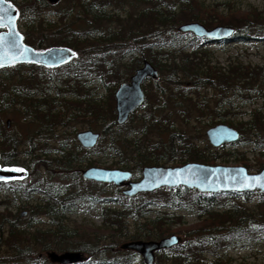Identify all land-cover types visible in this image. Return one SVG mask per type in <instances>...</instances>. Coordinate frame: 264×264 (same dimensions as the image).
Returning <instances> with one entry per match:
<instances>
[{
	"label": "trees",
	"instance_id": "obj_1",
	"mask_svg": "<svg viewBox=\"0 0 264 264\" xmlns=\"http://www.w3.org/2000/svg\"><path fill=\"white\" fill-rule=\"evenodd\" d=\"M9 1L17 9V21L23 16L29 18L24 28L20 29L24 43L35 49L66 46L71 48L75 55L58 67H44L32 62L0 67V164L25 170L23 178L0 182V264H57L50 262L41 251L36 250L38 246L42 250L54 247L59 250H79L85 257L77 264H132L135 253L117 249V242L122 234L115 233L113 225H119L121 218L131 215L139 219L151 210L148 208L151 206L194 209L197 210L198 217H205L200 224L186 228L185 237L180 243L158 252L153 264H208L202 256L204 251L216 255L220 247L232 243L234 239L237 241L264 238L262 193L252 210L231 207L232 205L216 210L221 208L219 204H222L224 199L245 193H202L184 187H161L152 192L129 197L121 193L109 196L106 191L101 194L93 193L88 187L93 183L97 186H106L107 183L83 179L88 188L83 189L80 186L81 178L77 168L94 164L81 156L80 152L95 154L101 151L99 143L105 137L107 149L121 158V168L130 170L132 178L135 179L140 177L142 166L157 165L162 159H178L177 164L187 161L209 163L214 159L191 140L185 128L175 124L171 114L181 117L186 125L193 120H201L208 111L209 104L204 97L198 96V87L207 84L217 87L221 94L220 102H216L218 106L223 100L227 103L230 101L226 93L230 86L238 85L236 79L243 74L250 78L258 72L255 70L253 73L249 66L241 69L239 65L229 69L230 75L211 66L202 70L197 61L202 54L209 53L200 47L201 43H198L199 40L194 35L178 31L177 26L186 21H199L204 22L207 27L213 26L215 22L205 15L207 9L204 8L203 2L70 0L66 6L52 11L51 17L47 18L42 14L43 10L58 3L50 4L47 0ZM126 4L131 6V10H126L123 18H120V11ZM109 5H115L118 10L109 14ZM230 14L235 15L226 20L220 19L219 22L234 28V38L248 40L264 37L263 12ZM108 22H114L116 28L104 29ZM188 46H191V49L187 50ZM129 52L140 55L132 56L127 62L131 65L127 70L128 74L139 67L143 60H147L158 70V77L148 78L153 84L151 91L147 92L143 88L145 100L138 107L143 108V113L133 121V111L127 121L119 125L115 122L113 96L109 102H103L100 98H92L94 90L82 88L84 78L89 74L107 79L114 86L126 81L128 75L121 71L119 66L123 65L120 61ZM59 68L65 80L57 79L59 71H55ZM257 69L264 77V65L258 66ZM59 82H63L66 90L59 88ZM246 83H249V80H246ZM48 84L55 88V96L44 93L43 88ZM103 85L109 87L107 83ZM66 93L77 95L78 98L66 99ZM37 95L42 97H36ZM259 96L264 103L262 91ZM12 110H18L24 118L36 122L37 128L24 135L12 129L11 125L7 126L6 121L3 122L2 114ZM66 110H72L73 117H79V112L83 111L84 115L98 120L102 125L99 139L90 148L76 143V149L72 148V145L67 146L66 139L60 140L57 149L61 156L52 158L46 142L40 143L39 139L56 136V125H65L72 118L65 115ZM252 116L251 120L241 121L239 126H235L240 132L239 140L243 139L246 132L255 130L254 133L258 136L260 130L264 131V115L260 114L259 110H253ZM228 123L232 124L230 121ZM247 123L249 127L245 126ZM134 127L139 129L135 132L137 134L132 130ZM123 128L129 130L121 134L119 130ZM148 129L166 134V140L155 145L147 142L145 145L144 139L138 135ZM24 142L25 144H22ZM23 146L25 149H22ZM154 153L158 155L154 156ZM263 165L262 163L257 169L260 170ZM74 167L76 170L66 172L68 168ZM54 176L62 182L53 180ZM35 192L47 195L43 203L32 206L22 204L17 206L14 212L8 209L9 203L17 193L29 197ZM78 199L98 202L102 207L108 201H116L124 204V208L128 210L106 211L107 208H104L110 216L105 215L103 221L110 226L100 232H79L80 238L75 240V229H68L61 224L57 215L69 209ZM23 210L27 211L25 216L20 215ZM37 214L52 216L55 228L31 230V217ZM163 215L165 213L158 212L153 218L138 220L137 225L140 226L143 238H160L170 233L168 226L164 225L166 222ZM51 237L54 239L53 244L48 240ZM138 238H141L140 235L131 237ZM66 241H70L71 245L64 248L62 244ZM166 252L170 255L167 256ZM139 264L144 263L141 261Z\"/></svg>",
	"mask_w": 264,
	"mask_h": 264
},
{
	"label": "rangeland",
	"instance_id": "obj_2",
	"mask_svg": "<svg viewBox=\"0 0 264 264\" xmlns=\"http://www.w3.org/2000/svg\"><path fill=\"white\" fill-rule=\"evenodd\" d=\"M70 0H60L56 6H52L50 8H46L43 10V15L47 18L51 17L50 13L52 11H56L58 8L66 6ZM174 1V0H172ZM203 2L204 8L207 9V13L205 14L207 17L210 16L211 19L214 20V25H226V23H220L219 20L230 16H234L235 14H230V12H263L264 13V0H198ZM11 2V1H10ZM118 8L115 5H109L107 7V11L109 14H113L117 11ZM126 10H131V6L126 4L123 9L120 11V18H123ZM239 16H243V14H239ZM29 20L28 16H23L21 19L17 21V28L23 29L26 22ZM28 23V22H27ZM204 23V22H202ZM213 25V26H214ZM105 28L114 29L116 28V24L114 22L107 23L104 26ZM197 40H199L197 38ZM198 43H201L200 47L202 49H206L209 53L208 55H201L200 59H198L199 66L202 70H207L208 67H213L217 71H221L227 75H230L232 66L239 65L242 67L249 66L252 68V72L255 70L258 73L252 74L250 78H247L245 74L236 79V86L229 87L227 90L226 96L230 99L227 103L226 100H223L221 103L220 98L221 94L218 91L217 87L212 85H204L198 87V96L204 97L205 101L209 104L208 111L201 120H193L189 125H186L185 120H182L181 117H177L176 114L172 113L171 117L175 119L176 125L181 128H185L186 133L190 136L191 140L203 148L204 152L214 159L208 164H222V165H243L249 172H257L258 167L263 163L264 164V131L260 130V134L256 136L254 133L255 130L251 132H246L247 134H243V139L237 140L235 142H230L221 146L214 147L212 146L206 138L205 130L216 123L224 122L228 125H231L235 128V126H239L241 121L251 120L252 119V111L259 110V113L264 115V103L263 99L259 96V92L262 91L264 93V77L261 75L260 70L257 69L258 66L264 65V37L259 38H251L248 40H240L236 38H232L228 41H220V42H207L203 39L199 40ZM200 48V49H201ZM191 46H188L189 50ZM140 55V54H139ZM136 53H126L122 61L123 65H120L119 68L121 71L126 73L127 80L131 74H128L127 70L131 68L129 66V62L132 56H139ZM199 55V54H198ZM142 64V63H141ZM140 64V65H141ZM128 66V67H127ZM57 79L65 80L63 75L61 74L60 68L55 72H58ZM201 75V74H200ZM85 82H83V88L87 90H94V95L92 98H100L103 102H109L110 98L114 94V90L116 86H114L107 79H100L97 75L89 74L84 78ZM126 80V81H127ZM235 80V79H234ZM246 80H249V83H246ZM104 81V82H103ZM59 88L61 90H66L63 82H59ZM103 83H107L109 87H105ZM153 84L149 80H145L142 84V87L146 89V91L152 90ZM47 88V89H45ZM43 88L44 93L48 92L51 95L55 96V88L50 84L47 87ZM111 88H113L111 90ZM36 97H42L37 95ZM64 98L66 99H77V95L66 93L64 94ZM114 98V96H113ZM264 98V97H263ZM62 100V99H61ZM219 100V104L217 106V101ZM114 105V102H113ZM68 109V108H67ZM72 109V108H71ZM82 110V108H81ZM72 110H66L65 115L72 117L65 125H56V136L50 139H39L40 143L46 142V146L50 150V156L52 158H58L61 156V153L58 152L59 141L66 139L67 146L72 145V148H75L77 142L75 134L77 131L83 129H92L93 131L100 132L101 123L95 118L88 117L83 114V111L79 112V117H73L71 114ZM143 113V108H138L134 111V119L136 121L138 116ZM3 122L5 123L6 119H9V125H11L12 129L18 130L22 134H27L31 130H35L37 128V123L33 122L29 119L23 117L22 113L18 110L7 111L2 114ZM185 117V116H184ZM226 121V122H225ZM232 124H229L228 122ZM208 122V123H207ZM211 123V124H210ZM210 124V125H209ZM247 123L245 126H248ZM132 126V125H131ZM128 131L129 128L120 129V133L123 134ZM134 134H137L139 129L134 127ZM141 139H144V144L155 145L160 141L166 140V134L160 133L155 129H148L143 132V134H139ZM130 137V136H129ZM74 139V140H73ZM249 140V141H245ZM107 137L100 141L99 145L102 148L101 151H98L95 154H83V151L80 152L81 156H84L87 160H91L94 162L93 166L106 167V168H121V158L117 156L113 151L107 149L106 147ZM22 144H25L22 143ZM25 149V146L22 147ZM158 153H154V156H157ZM179 162L178 159L165 161L164 159L160 160L157 165L163 166H175ZM205 163V162H204ZM90 165V166H92ZM155 165V164H154ZM264 167V165L262 166ZM261 167V168H262ZM80 168H77L79 176H80V186L83 189L90 188L93 193L101 194L102 191H106V194L111 196L113 193H121V188L114 186L113 184L108 185H96L95 183L86 186L87 184L84 182L83 178L80 175ZM260 168V169H261ZM22 169V168H18ZM76 170V168H71L66 171L68 173ZM43 172V170H41ZM56 182H62L60 179H57V176L53 177ZM135 179V178H133ZM63 182H67V180H63ZM257 191V192H255ZM260 191L258 190H250L245 194H239L236 196L229 197L227 200L224 199L222 204H219L222 210L225 208L231 207H239V209L245 208L252 210L260 199L261 196ZM122 194V193H121ZM263 194V193H262ZM123 195V194H122ZM47 197V195L42 192H35L29 197H25L19 193H17L12 201L8 205V209L12 212L16 211L17 206L22 204L28 205H36L43 203L42 201ZM139 199V198H137ZM127 201V200H124ZM128 203L131 201H127ZM125 205L116 201H108L102 207L101 203L92 202L88 199H78L74 203H72L66 211H62L57 215V219L61 224L65 225L68 229H75V237L77 240L80 238L79 232L81 234L85 232H100L101 229H104L110 224L104 223V216L109 217L110 213L105 212L104 208H107L106 211L115 210V211H123L126 212L128 209L124 208ZM217 207V206H216ZM151 210L147 213H144L142 217L139 219H135L133 215L123 217L120 219L119 225H113L115 233H121L122 237L118 239L117 249L124 250L120 248V244L127 240H132V236L140 235L143 238L141 230L139 229V225H137L138 220H144L148 218H153L158 215V212L165 213L163 220L166 222L164 225L168 226L169 234L175 233L180 236V240H183L185 237L186 228L200 224L205 217H198L197 210L182 208V209H174L168 207H148ZM218 208V207H217ZM178 217V218H176ZM30 224L32 225V229L38 228L39 230H46L48 228H55V225L52 221V216H48L46 214H37L34 217H31ZM175 219V220H174ZM172 220V221H171ZM174 220V221H173ZM168 234V235H169ZM109 235V234H108ZM108 240V238H106ZM150 239V238H143ZM51 244L54 241L53 237L48 239ZM238 241V242H237ZM232 241L223 247H220L216 251V255H213L210 252L204 251L202 256L207 260L208 264L210 262H217L218 264H264V238L260 239H240ZM71 245L70 241H66L62 244L64 248H67ZM56 246V245H55ZM36 250L42 252L45 255V252L48 250L55 251H64L67 249L59 250L56 247L42 250L40 246L36 247ZM166 255H170V253L166 252ZM165 255V256H166ZM164 256H162V262ZM142 260L139 256H136L132 262V264H139Z\"/></svg>",
	"mask_w": 264,
	"mask_h": 264
},
{
	"label": "water",
	"instance_id": "obj_3",
	"mask_svg": "<svg viewBox=\"0 0 264 264\" xmlns=\"http://www.w3.org/2000/svg\"><path fill=\"white\" fill-rule=\"evenodd\" d=\"M51 4L59 0H47ZM17 10L8 0H0V67L14 63L33 62L46 67L59 66L74 56V51L66 46H51L36 50L22 41V34L16 27ZM182 33H191L197 38L207 41L230 39L234 28L229 25L206 27L199 21H186L177 26ZM23 50V54H21ZM158 70L147 60L137 67L129 76L128 81L118 84L114 90L115 122L123 124L129 114L143 104L145 92L142 83L146 78L156 79ZM9 119L6 125L9 126ZM99 132L83 129L75 134L77 142L86 148L93 147L99 138ZM207 140L212 146L238 140L239 131L234 127L220 122L205 130ZM13 166L0 164V182L21 178L24 170L18 171ZM83 179L111 183L123 187L121 193L133 196L142 192H152L160 187L173 188L182 186L200 192H243L259 190L264 193V167L257 172H249L243 165L208 164L199 161H187L180 165H144L140 169V177L132 179L128 169L87 166L80 169ZM258 179H253V178ZM21 216L26 211L20 212ZM180 242L177 234H170L158 239H133L120 244L121 249H130L140 254L145 264H153L155 251L170 248ZM46 257L52 263L77 264L84 259L81 251L48 250Z\"/></svg>",
	"mask_w": 264,
	"mask_h": 264
},
{
	"label": "bare ground",
	"instance_id": "obj_4",
	"mask_svg": "<svg viewBox=\"0 0 264 264\" xmlns=\"http://www.w3.org/2000/svg\"><path fill=\"white\" fill-rule=\"evenodd\" d=\"M232 38H234V34H233V36L230 38V39H232ZM230 39H225V40H217V41H207V40H205V41H207V42H220V41H228V40H230ZM114 96V95H113ZM245 192H248V191H243V192H225V193H245ZM143 193V192H142ZM202 193H213V192H202ZM214 193H218V192H214ZM26 211V210H25ZM26 213H27V211H26ZM79 251V250H78ZM46 253V252H45Z\"/></svg>",
	"mask_w": 264,
	"mask_h": 264
},
{
	"label": "flooded vegetation",
	"instance_id": "obj_5",
	"mask_svg": "<svg viewBox=\"0 0 264 264\" xmlns=\"http://www.w3.org/2000/svg\"><path fill=\"white\" fill-rule=\"evenodd\" d=\"M224 144H227V143H224ZM224 144H221V145H224ZM220 145V146H221ZM121 189H122V187H120ZM139 239H143V238H139ZM152 239H154V238H152ZM144 240H148V239H144ZM171 248V247H170ZM167 249H169V248H167ZM162 250H164V249H160V250H156L155 251V257H156V254L159 252L160 253V251H162ZM133 251V250H132ZM134 253H135V256H139L140 257V259L142 260V258H141V256H140V254L138 253V252H136V251H133ZM143 261V260H142Z\"/></svg>",
	"mask_w": 264,
	"mask_h": 264
},
{
	"label": "snow or ice",
	"instance_id": "obj_6",
	"mask_svg": "<svg viewBox=\"0 0 264 264\" xmlns=\"http://www.w3.org/2000/svg\"><path fill=\"white\" fill-rule=\"evenodd\" d=\"M21 54H23V50H21ZM18 171H22V169H17ZM253 179H258V178H253Z\"/></svg>",
	"mask_w": 264,
	"mask_h": 264
}]
</instances>
